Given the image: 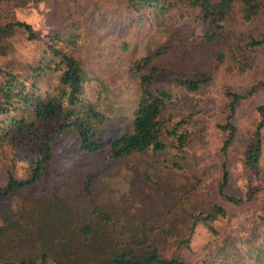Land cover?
<instances>
[{
  "label": "rangeland",
  "instance_id": "rangeland-1",
  "mask_svg": "<svg viewBox=\"0 0 264 264\" xmlns=\"http://www.w3.org/2000/svg\"><path fill=\"white\" fill-rule=\"evenodd\" d=\"M158 17L183 40L211 30L200 9L189 4L171 5L161 14L148 7L134 9L126 0L0 2V26L23 20L39 37L29 38L23 27L0 32V67L27 77L29 85L37 83L42 93H55L58 69L54 64L47 66L54 58L48 51L47 41H51L52 35L63 33L54 43L71 50L93 77L106 74L109 81L145 54L155 41L163 40L165 31L155 22ZM223 24L233 37L232 44L241 39L249 41L252 37L260 39L264 37V5L249 20L234 10L223 19ZM71 32L74 44L68 41ZM195 44L202 54L197 61L191 56H182V49L173 47L167 56L159 59L164 68L157 73V80L172 92L170 104L163 113L164 149L129 155L120 163L110 164L106 149L88 157L76 153L78 142L73 135L64 133L57 147L71 149V157L64 162L72 167L71 172L78 170L95 175L92 184L95 200L109 205L118 219L125 218L127 223L139 222L151 201H157L162 195L171 197L170 194L175 193V189L169 190L171 184L179 189L181 201L173 208L168 231L159 242L163 255L177 256L184 264H245L255 259V252L264 253V125L260 131L262 150L258 164L249 167L243 162L247 141L260 119L258 106L264 103V41L247 50L252 64L244 71L234 64L233 45L229 54L225 44L212 42L211 47ZM219 48L227 55L217 62L215 54ZM42 61L47 72L37 78L32 68ZM200 64L211 78L197 89L176 81V70L191 72ZM125 73L111 83L113 104L108 111L106 109L109 123L103 126L106 133L127 126L133 114L134 84L123 77ZM92 83L94 86L90 81L86 83L88 96H93L97 90L95 81ZM226 89L244 96L235 104L232 115L236 127L234 138L223 150L225 133L219 124L229 114L230 97ZM9 130L10 136L0 145V186L6 181L8 168L12 167L18 175L24 174L28 160L37 153L36 132L22 137L18 130ZM177 134H185L182 143ZM69 139L70 147L65 144ZM88 160L97 165L88 164ZM222 161L226 162L229 173L224 191L238 197L237 203L227 201L218 190ZM16 201V197H9L1 207H15ZM212 204H221L226 210L225 216L210 222L211 227L198 220L191 229L192 213H204ZM133 231L140 232L137 228Z\"/></svg>",
  "mask_w": 264,
  "mask_h": 264
},
{
  "label": "trees",
  "instance_id": "trees-1",
  "mask_svg": "<svg viewBox=\"0 0 264 264\" xmlns=\"http://www.w3.org/2000/svg\"><path fill=\"white\" fill-rule=\"evenodd\" d=\"M5 1L11 0H0ZM126 1L134 9L148 7L161 14L171 5L196 6L211 30L196 39L183 40L175 36L174 29L162 24L160 17L156 18L157 25L165 31L163 40L155 41L145 54L134 59L126 70L113 75L109 81L106 74L93 77L71 50L58 47L54 42L63 33H56L50 42L47 41L48 51L54 54L47 66L54 64L58 69L57 91L52 94L50 91L42 93L37 83L29 85L27 77L0 67V145L10 136L9 129L18 130L22 137L34 132L38 134L37 153L28 160L24 174L18 175L12 167L8 168L6 181L0 186V264H184L181 258L165 256L159 249V242L168 231L173 208L182 198L177 187L170 185L169 190L175 189L171 197L162 195L157 201H151L139 222L127 223L125 218L118 219L109 205L95 200L92 194L95 175L92 177L90 173L78 170L71 172L72 167L64 163L71 157V149L66 146L58 149L57 145L64 133L73 135L78 142L76 153L88 157L106 149L110 164L120 163L129 155L164 149L166 144L161 138L165 126L163 113L170 104L172 92L157 80V73L164 68L159 59L167 56L173 47L182 49V56H191L197 61L202 54L195 43L211 47L215 42L228 45L229 54L233 45L234 64L238 70H246L252 64V59L246 55L247 50L261 44L264 37H252L249 41L240 38L232 44L233 37L224 28L223 19L234 10L241 12L244 19H252L260 12L264 0ZM14 27H23L29 38L38 37L29 23L19 19L0 26V32H10ZM73 38L71 32L68 41L74 44ZM226 55V51L219 48L215 54L217 62ZM32 70L37 78L47 72L43 61ZM124 71L123 77L134 84L136 103L133 114L127 126L106 133L103 126L109 125L107 111L113 104L111 83L119 80ZM175 78L178 83L195 90L211 75L200 64L191 72L176 70ZM88 81L90 85L94 86L93 81L97 85L93 96H88L86 91ZM225 93L230 97V103L229 114L219 124L225 133L223 150L234 138L236 127L232 115L235 104L244 96L230 89ZM258 111L260 119L243 153V162L249 167L258 164L262 150L260 131L264 125V103L258 106ZM177 137L182 143L185 134H177ZM71 140L74 141L72 137ZM71 140L65 143L69 147ZM88 164L97 165L92 160H88ZM228 179L227 165L222 161L218 190L227 201L237 203L240 201L238 197L224 191ZM9 197L17 198L16 206L3 209L1 205ZM225 214L221 204H212L204 213H192L191 229L198 220L211 227L210 222ZM121 222L126 225L118 227ZM135 228L140 232L133 231ZM245 264H264V253L255 252V259Z\"/></svg>",
  "mask_w": 264,
  "mask_h": 264
}]
</instances>
